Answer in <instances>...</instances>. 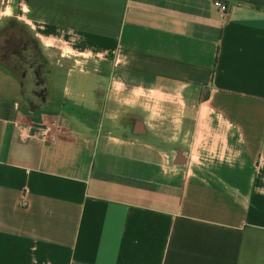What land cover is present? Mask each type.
Wrapping results in <instances>:
<instances>
[{"label": "crops", "instance_id": "obj_1", "mask_svg": "<svg viewBox=\"0 0 264 264\" xmlns=\"http://www.w3.org/2000/svg\"><path fill=\"white\" fill-rule=\"evenodd\" d=\"M222 1L0 0L49 94L0 76V264H264V0Z\"/></svg>", "mask_w": 264, "mask_h": 264}, {"label": "flooded vegetation", "instance_id": "obj_2", "mask_svg": "<svg viewBox=\"0 0 264 264\" xmlns=\"http://www.w3.org/2000/svg\"><path fill=\"white\" fill-rule=\"evenodd\" d=\"M12 52L11 70L16 74L25 97L40 105L47 102L44 98L47 81L44 78V61L37 41L34 38L9 43ZM42 67L41 74H39Z\"/></svg>", "mask_w": 264, "mask_h": 264}, {"label": "rangeland", "instance_id": "obj_3", "mask_svg": "<svg viewBox=\"0 0 264 264\" xmlns=\"http://www.w3.org/2000/svg\"><path fill=\"white\" fill-rule=\"evenodd\" d=\"M33 38L23 20L15 16H7L0 20V76L7 79L11 87L19 90L20 84L16 74L10 72L12 52L9 43ZM79 75L76 73L75 77Z\"/></svg>", "mask_w": 264, "mask_h": 264}, {"label": "built area", "instance_id": "obj_4", "mask_svg": "<svg viewBox=\"0 0 264 264\" xmlns=\"http://www.w3.org/2000/svg\"><path fill=\"white\" fill-rule=\"evenodd\" d=\"M214 4L215 6L224 14L228 13L229 11V6L227 4H225L222 0H214ZM34 127V126H33ZM36 130H42V132L40 133V137L45 140L49 133L51 132V128L49 127H43L42 129L39 126H35ZM32 127L28 126V125H22L19 127V133L20 136L22 138L29 139L32 135ZM25 204V203H24ZM23 204V205H24Z\"/></svg>", "mask_w": 264, "mask_h": 264}, {"label": "water", "instance_id": "obj_5", "mask_svg": "<svg viewBox=\"0 0 264 264\" xmlns=\"http://www.w3.org/2000/svg\"><path fill=\"white\" fill-rule=\"evenodd\" d=\"M41 71H42V67L40 68V71H39V74H41ZM48 86H46L45 88V93H44V98H46V96H48Z\"/></svg>", "mask_w": 264, "mask_h": 264}, {"label": "trees", "instance_id": "obj_6", "mask_svg": "<svg viewBox=\"0 0 264 264\" xmlns=\"http://www.w3.org/2000/svg\"><path fill=\"white\" fill-rule=\"evenodd\" d=\"M74 109H75L74 112H76V113H78V114H80V115L83 114L80 110H78V109H76V108H74Z\"/></svg>", "mask_w": 264, "mask_h": 264}]
</instances>
